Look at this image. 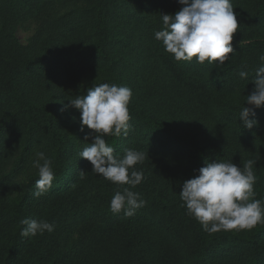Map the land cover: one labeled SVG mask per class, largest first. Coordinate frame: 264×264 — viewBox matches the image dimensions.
<instances>
[{"label": "trees", "instance_id": "obj_1", "mask_svg": "<svg viewBox=\"0 0 264 264\" xmlns=\"http://www.w3.org/2000/svg\"><path fill=\"white\" fill-rule=\"evenodd\" d=\"M231 2L240 25L235 53L217 69L195 58L177 62L154 38L161 14L183 7L178 0H0V160L6 148L15 154L0 176V264H264V224L209 233L179 197L206 161L253 159L255 199L264 200V106L245 102L264 53V0ZM53 5L69 6L51 17ZM26 19L43 26L21 44L13 26ZM101 83L132 90L131 131L106 137L118 156L128 148L145 153L135 165L144 180L131 190L146 205L132 217L110 212L117 186L78 156L92 142L84 141L90 130H80V111H61ZM243 106L255 110L251 129L239 120ZM39 147L55 179L37 199V171L17 179ZM23 218L55 230L22 238Z\"/></svg>", "mask_w": 264, "mask_h": 264}, {"label": "clouds", "instance_id": "obj_2", "mask_svg": "<svg viewBox=\"0 0 264 264\" xmlns=\"http://www.w3.org/2000/svg\"><path fill=\"white\" fill-rule=\"evenodd\" d=\"M178 3L183 7L175 13L161 14L163 27L154 33V38L177 62H192L195 58L198 64L207 62L212 68L222 69L230 60L229 54L235 53L233 34L240 26L233 3L231 0H178ZM258 59L259 67L251 78L254 88L245 100L255 108L264 106V53ZM238 75L248 79L249 72L240 70ZM131 99L132 90L127 86L93 84L86 94L69 99L61 109L74 107L80 111V130L83 132L85 126L90 130L84 141L91 137L92 142L87 143L78 156L91 163V172L117 186L109 210L114 215L123 212L126 218L134 216L146 205L141 194L131 190L144 180L143 172L136 170L135 165L144 162L145 153L128 148L123 156H118L114 147L106 142V137L128 136L132 129L128 107ZM250 115L255 117L254 108L243 106L239 120L249 129L258 123L254 118L249 119ZM256 162L248 159L238 166L223 160L206 161L205 166L193 170L198 171V175L183 181L179 192L181 207H185L186 214L209 233L251 230L264 224V200L255 199ZM31 164L38 174L33 192L38 199L53 188L55 172L52 160L43 151L35 153ZM20 225L22 238L55 230V225L45 219L23 218Z\"/></svg>", "mask_w": 264, "mask_h": 264}, {"label": "rangeland", "instance_id": "obj_3", "mask_svg": "<svg viewBox=\"0 0 264 264\" xmlns=\"http://www.w3.org/2000/svg\"><path fill=\"white\" fill-rule=\"evenodd\" d=\"M79 4V3H78ZM54 6V5H53ZM69 5L61 7L58 5H55L54 8H52V10L54 11V14L51 15V17L53 15H55V13L57 12H62L64 10L67 9ZM43 26V20L39 21V19H26L23 20L21 22H19L18 24L14 25V30H13V35L16 37V39L21 43V44H27L30 40V38L34 35V33L36 32L37 28L39 26ZM45 26H48L45 24ZM47 28V27H45ZM69 89L74 91L75 90V86L74 85H70ZM45 148H41L39 147L38 150L41 151H46L44 150ZM5 150V149H4ZM13 148H6L5 152L2 155V159L0 160V176L3 175L5 172H7V170L9 169V167L12 165L13 161H14V157L15 154L12 153ZM38 152V151H37ZM35 171H37L36 169H34L33 167H29V169H25L24 172L18 177V181H24L28 178V176L31 173H34Z\"/></svg>", "mask_w": 264, "mask_h": 264}]
</instances>
